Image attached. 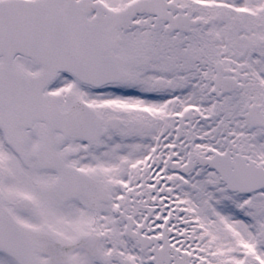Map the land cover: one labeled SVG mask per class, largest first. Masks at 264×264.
Listing matches in <instances>:
<instances>
[{
  "label": "snow or ice",
  "instance_id": "6c2138e0",
  "mask_svg": "<svg viewBox=\"0 0 264 264\" xmlns=\"http://www.w3.org/2000/svg\"><path fill=\"white\" fill-rule=\"evenodd\" d=\"M0 264H264V0H0Z\"/></svg>",
  "mask_w": 264,
  "mask_h": 264
}]
</instances>
